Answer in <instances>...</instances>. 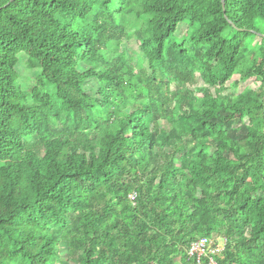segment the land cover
Wrapping results in <instances>:
<instances>
[{"label": "trees", "instance_id": "1", "mask_svg": "<svg viewBox=\"0 0 264 264\" xmlns=\"http://www.w3.org/2000/svg\"><path fill=\"white\" fill-rule=\"evenodd\" d=\"M10 1L0 264H264V0Z\"/></svg>", "mask_w": 264, "mask_h": 264}, {"label": "rangeland", "instance_id": "2", "mask_svg": "<svg viewBox=\"0 0 264 264\" xmlns=\"http://www.w3.org/2000/svg\"><path fill=\"white\" fill-rule=\"evenodd\" d=\"M255 30L256 31L253 32V36L247 39L248 43L250 44L260 43L262 39L264 40V23L262 21H256ZM184 32H185V27L179 26L176 32V36L182 37L184 35ZM133 46H134V43L130 42L129 40L121 44V48L125 52L130 53L131 55L135 54V48ZM18 57H19V60H18L19 62L15 69L18 75V82L20 83V86L23 90H30L34 86V83L37 81L36 79H37L38 72L28 70L26 68L25 60L22 57V55H19ZM237 80H238V76H235L232 78L229 84H233ZM245 86L247 85L244 83H240L239 87L234 91V93L238 92L239 90L241 92V89H243ZM171 89H174V87H172ZM221 240L222 238H218L217 239L218 243H220ZM60 255L61 256L64 255L63 251L60 252Z\"/></svg>", "mask_w": 264, "mask_h": 264}, {"label": "built area", "instance_id": "3", "mask_svg": "<svg viewBox=\"0 0 264 264\" xmlns=\"http://www.w3.org/2000/svg\"><path fill=\"white\" fill-rule=\"evenodd\" d=\"M128 199L132 206L136 205V195L134 193L129 194ZM224 246V239L218 245H212L209 239L202 237L189 246L187 255L194 259L195 264H221L216 257L220 255Z\"/></svg>", "mask_w": 264, "mask_h": 264}, {"label": "water", "instance_id": "4", "mask_svg": "<svg viewBox=\"0 0 264 264\" xmlns=\"http://www.w3.org/2000/svg\"><path fill=\"white\" fill-rule=\"evenodd\" d=\"M13 1L14 0H11L10 3L13 2ZM221 4H222V7H224V0H221Z\"/></svg>", "mask_w": 264, "mask_h": 264}]
</instances>
